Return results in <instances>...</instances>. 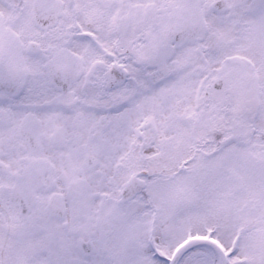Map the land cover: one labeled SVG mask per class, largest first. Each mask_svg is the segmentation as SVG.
<instances>
[{
	"label": "snow or ice",
	"instance_id": "6c2138e0",
	"mask_svg": "<svg viewBox=\"0 0 264 264\" xmlns=\"http://www.w3.org/2000/svg\"><path fill=\"white\" fill-rule=\"evenodd\" d=\"M0 264H264V0H0Z\"/></svg>",
	"mask_w": 264,
	"mask_h": 264
}]
</instances>
